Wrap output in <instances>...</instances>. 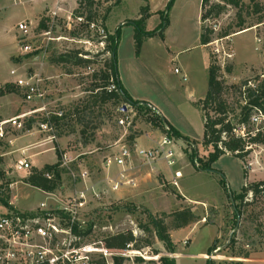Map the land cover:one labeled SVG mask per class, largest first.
<instances>
[{"label": "rangeland", "instance_id": "obj_1", "mask_svg": "<svg viewBox=\"0 0 264 264\" xmlns=\"http://www.w3.org/2000/svg\"><path fill=\"white\" fill-rule=\"evenodd\" d=\"M97 1L100 12L112 7L106 19V33L113 35L119 29L115 54L119 82L132 98L152 102L167 119L156 115L164 121L162 128L167 127L173 139L176 166L170 171L180 186H168L164 177L155 171L150 172L154 175V183L146 185L144 191L123 194L135 189L127 187L110 191L109 179L114 178L116 171L107 174L103 168L104 159L112 156L120 144H130V137L132 144L140 145L136 138L160 131L149 121L155 114L136 112L131 127L124 130L118 127L117 121L129 115L128 104L112 100L93 104L94 95L91 96L89 90L101 84L99 74L110 55L103 53L105 44L101 45L103 40L95 30L89 25L86 27L85 16L81 23L73 17L76 1L0 0V89L6 84L13 85L9 77L12 69L21 75H38L45 82L42 102H24L22 93L14 85L11 93L0 97V123L23 117L21 130L9 125L0 138V186H4L3 198L7 200L5 204L0 203V214L38 213L42 204L52 214L76 193L83 192L86 204L79 219L84 223L82 232L88 235L83 237L82 243H94L93 257L97 262H111L116 255L105 252L103 257V238L128 231L140 240L139 246L147 240L150 246L140 249L146 253L148 249L147 255L157 256V259L145 263L141 259L136 261L135 257L133 260L124 258L122 264H160L161 258L173 259L153 231L143 233L140 227L148 224V216L162 217V214L167 216L163 219L171 242L183 256L178 260L180 264H205L202 254H207L214 243L216 249L207 257L215 264H235L241 262L245 254L248 259H264V195H247L243 203L232 199L246 181L249 184L264 181V144L251 146L243 164L234 156L223 155L209 171H201L198 163L191 162L193 153L195 160H203L209 152V148L201 144L203 117L198 106L208 89L209 56L210 62L219 67L218 79L226 86L246 80L255 85L254 80L261 79L264 0H254V3L241 0L240 9L227 7L216 20L207 21L204 25L212 28L214 41H217L207 49L199 46L201 0H173L169 10L170 0H119L116 6V0ZM142 1L144 4L150 2L151 7L145 4L149 11L154 7L144 31L165 27V19L166 27L163 38L155 34L143 39L137 55L134 28L127 23L139 19ZM216 2L219 0H209V3ZM55 10L56 15L52 17ZM23 15H27L26 19L19 20ZM238 16L243 27H250L240 33H237ZM20 21L30 26L27 42L31 51L27 54H22L18 47L20 34L16 25ZM259 21L261 23L257 24ZM227 30L234 34L222 40L216 38ZM220 45L224 52L232 54L231 59L223 62L221 53L214 55ZM71 52H79V57L91 63L83 67L55 62L58 56ZM175 68L180 74L174 73ZM225 98L234 113H238L237 95L232 93ZM59 112H62V119L53 122V113ZM44 124L50 128L48 131L40 128ZM170 125L181 139L171 133ZM57 155L61 156L58 190L47 194L24 183L32 169L54 165ZM22 160L29 164V169L17 173L14 166ZM157 168L171 175L163 162L160 161ZM83 172L88 175L85 182L80 180ZM90 188H94L98 198L91 194ZM182 210H190L196 221L175 230L171 216ZM247 264L264 263L254 260Z\"/></svg>", "mask_w": 264, "mask_h": 264}, {"label": "trees", "instance_id": "obj_2", "mask_svg": "<svg viewBox=\"0 0 264 264\" xmlns=\"http://www.w3.org/2000/svg\"><path fill=\"white\" fill-rule=\"evenodd\" d=\"M77 3V8L73 12L74 18H82L84 17V21L86 27L88 24L95 23L98 24L103 31L105 32V39L103 41L104 49L103 53H108L110 56L107 61L104 63V70L99 74L101 84L95 85L89 90L91 96L94 95V102H102L106 103L108 101L114 102H122L124 104L136 105L137 102L132 101L124 89L122 88L116 73V48H117V40L119 29L115 30L113 35L107 34L105 29L106 19L112 9V7H106L102 12L98 11L99 2L97 0H75ZM254 3V0H251ZM119 0H116L114 5H118ZM173 4V0H170L167 6V10ZM113 5V6H114ZM257 4H255L256 8ZM227 7H235L240 9L241 0H219L216 3H209V0H201L200 4V34H199V46L209 47L214 39V32L211 27L205 26L204 24L209 20H216L221 14L226 11ZM257 9L258 6H257ZM256 9V10H257ZM84 10V12H83ZM260 11V10H258ZM257 11V12H258ZM149 17V8L147 6L140 7L139 10V19L132 20L127 24H130L134 28L133 35V43L135 47V53L138 55L143 39L154 36L155 34H159L161 38H163V32L166 27V19L164 20L165 27H160L159 30L153 32H145L144 24L145 20ZM238 28L237 33L243 32L250 27H243V22L240 20V16H238ZM259 21L257 24H260ZM43 27V25L41 24ZM234 34V32L223 31L219 33L216 38L224 39L229 35ZM79 52H71L69 54H64L58 56L56 59V63L59 65L72 63L73 66H87L91 63L90 60L83 59L78 56ZM209 56V67H208V80L207 92L202 100L198 102V106L202 112L203 117V133H202V141L201 144L204 147L209 148V152L205 159H197L195 160V154L193 153L191 162L195 164H199L200 168L198 170L201 171H209L211 165L215 163L221 156L223 155H231L241 160L242 164L249 156V150L247 147L253 145L264 144V133H258L254 137L249 140H242L240 138L235 137L233 134V129L236 125L239 124H247L249 116L251 114V109L254 107H260L264 105V53H262V74L261 79L256 78L254 82L255 85H252L248 80L243 81L239 84H233L231 86H226L223 81L218 79V71L219 67L210 62ZM226 72H229V69H226ZM112 82L115 85V91L111 93L106 92V88ZM252 85V86H251ZM14 86L11 84H6L3 88L0 89V97L11 93L13 91ZM236 94L238 97V113H234V110L231 108L227 99L225 98L229 94ZM142 109H140L141 111ZM77 111V109H75ZM144 111V109L142 110ZM145 113H150L148 110H145ZM233 114V117H229V115ZM62 119V118H61ZM149 120V119H148ZM53 122L60 121V118L52 117ZM150 124L159 130H163L162 124L164 121L161 120L160 117L154 116L151 120ZM170 128V127H169ZM171 133L177 138L181 139L182 137L176 132L174 129L170 128ZM167 136L170 137L169 132H167ZM130 144H132L133 138H129ZM61 156L57 155V162L54 165H44L41 169H32L30 174L23 180L26 185L31 188L40 190L44 193H51L58 190L61 186V177L59 170ZM197 164V165H198ZM194 165V164H193ZM48 175L50 179L46 177ZM244 175L247 177V173L244 170ZM4 186H0V203L5 204L7 202L6 198H3V189ZM256 197L258 195H264V181H259L257 183H247L243 185L239 193L232 195V199L234 201H239L243 203L245 196ZM164 217H167L165 214H162V217H151L148 216V224L140 225L141 231L143 233H150L153 231L155 237L160 241L165 250L172 254L174 251V246L171 242L170 235L168 233V229L164 222ZM173 217V229L179 230L187 227L188 225L194 223L196 221L193 214L190 210H182L179 212H175L172 214ZM151 227V229H150ZM90 230V229H88ZM88 235L87 233H82V236ZM103 247L105 250L110 251L112 253L124 252L129 249L131 246L132 250H141L140 248H146L150 246V243L147 240H144V244L139 246L140 240L135 238L131 232H123L114 235H109L103 238L102 240ZM231 243V241H230ZM216 243L212 244L208 250L207 255H210L212 251L216 249ZM244 259L248 258V255H243ZM136 261H139L137 259ZM113 264H122L123 258L118 256L112 257ZM98 264H105L104 261L97 262ZM160 264H175L174 260H166L165 258H161L159 260ZM205 264H215V262L211 259H207ZM225 264V263H223ZM237 264V263H235Z\"/></svg>", "mask_w": 264, "mask_h": 264}, {"label": "built area", "instance_id": "obj_3", "mask_svg": "<svg viewBox=\"0 0 264 264\" xmlns=\"http://www.w3.org/2000/svg\"><path fill=\"white\" fill-rule=\"evenodd\" d=\"M51 15L52 17L55 16L56 10ZM76 20L79 23L83 22L81 17L76 18ZM88 25L104 41L105 32L103 29L95 23ZM16 28L20 34L18 41L19 50L22 54H27L31 51V47L27 42L30 26L25 21H22L16 25ZM46 35H49V32ZM256 41L260 42L259 39ZM216 42L214 41L213 43ZM224 51V47L220 45V49L214 50L213 53L214 55L221 53L220 59L225 62L226 59L232 58V54ZM174 73L180 74V71L175 68ZM9 75L12 78L13 85L22 93L24 102H42L45 99V82L40 76L21 75L16 69H12ZM182 79L185 80V76ZM112 91H115V85L110 82L106 88V92L111 93ZM127 107L129 108V115L123 114L124 116L117 121L118 127L124 130L131 127L133 117L140 109H144V112L148 110L150 113L159 116L157 110L149 103L128 104ZM46 115L48 116V113ZM53 115L61 118L62 112L53 113ZM22 118L19 116L13 120L0 123V138L4 135L5 127L9 125L12 128L21 130L23 128L21 123ZM40 128L47 131L50 129L46 124L40 125ZM159 131V138L151 147L143 148L135 144L122 143L117 147L116 152L112 156L104 159L103 168L106 173L110 174L111 171H116L114 178L109 179V189L111 192L121 190L123 187H136L135 181L128 177L129 172L134 169L133 165L135 161H140L146 166H151V171L154 170L152 165L160 161L168 169L176 166L173 139L167 136L168 128L164 127L163 130ZM258 133H264V105L252 108L247 124L236 125L233 129L235 137L244 141L249 140ZM250 148L251 146L247 147V149ZM28 169L29 164L24 160L17 161L14 166V171L17 173L26 172ZM46 177L50 179L48 175ZM87 177L88 175L85 172L80 174V180L82 179V181L86 180ZM177 181L173 175L170 184L177 188ZM90 191L95 198L99 197L94 188H90ZM85 204L86 196L83 192H80V194L76 193L75 196L68 199L64 207L51 212L52 214L47 212L48 210L43 204L40 206L38 213L20 214L11 212L0 214V264H98L93 257L95 253L93 250L94 243H82V225L84 223L80 221L79 213ZM148 251L147 249V253ZM105 252L113 254L110 251L104 250V254H102L104 258ZM147 253L143 252L142 249L131 250V246H129V249L124 251V253L119 252L114 254L123 259L133 260L135 257L145 263L157 259V256H148ZM105 264H113V262L106 261Z\"/></svg>", "mask_w": 264, "mask_h": 264}, {"label": "crops", "instance_id": "obj_4", "mask_svg": "<svg viewBox=\"0 0 264 264\" xmlns=\"http://www.w3.org/2000/svg\"><path fill=\"white\" fill-rule=\"evenodd\" d=\"M143 2V1H142ZM174 2H175V0H174ZM143 4H144V2H143ZM145 4H146V2H145ZM145 4L144 5H142L141 7H144L145 6ZM146 5H149L150 6V2H147V4ZM151 7V6H150ZM153 9H154V7H153ZM153 9H151L150 11H149V17L145 20V22H148V19L152 16V14H153V12H154V10ZM24 17L23 18H21V19H19V20H22V19H26V17L25 16H27V15H23ZM18 20V21H19ZM20 22H22V21H20ZM20 22H18V23H20ZM17 23V24H18ZM105 29H107L106 28V22H105ZM107 32H108V30H107ZM109 33V32H108ZM110 34V33H109ZM201 47V46H200ZM203 49H206L205 47H202ZM207 67H209V62H208V66ZM182 69L184 70V71H186L187 72V70H186V66H183L182 65ZM208 69V68H207ZM9 73H10V71H9ZM9 77H10V75H9ZM121 84V83H120ZM122 86V85H121ZM122 88L124 89V91L126 92V94L128 95V97L132 100V101H137V102H143V101H145V102H147V103H149V104H151L154 108H156L153 104H152V102H150V101H148V100H142V99H134V98H132L131 96H130V94L125 90V88L122 86ZM158 112H159V110H157ZM159 114V116L160 117H162V118H164V119H166L165 118V116L164 115H162V113H158ZM167 120V119H166ZM168 122V121H167ZM169 123V122H168ZM170 124V123H169ZM172 128H174L172 125H170ZM175 129V128H174ZM176 130V129H175ZM177 131V130H176ZM178 132V131H177ZM159 132L158 131H153L152 132V135L151 134H144V135H142V136H140V137H138V138H136L135 139V141L138 143L139 142V144L142 146V147H151L153 144H154V142L159 138ZM134 142V141H133ZM134 144V143H133ZM140 145H138V146H140ZM31 158V156L29 157V159ZM158 163H160V162H156L155 164H153L152 165V167L154 168V170H150V168H151V166H146L144 163H142V162H140V161H135L134 162V165H133V167H134V169H133V171H131V172H129V174H128V177L129 178H131V179H133L134 181H135V183H136V187H135V189L134 190H128V191H125L123 194H131V193H134L135 191H144L145 189H146V185H148V184H150V185H152V183H154V180H152L153 178H154V175H152L151 173H153V172H158L161 176H163L164 177V179H165V181H166V183H167V185L168 186H170V187H173L171 184H170V182H171V179H172V177H173V175H172V172L170 171V170H172L173 168H171V169H169V172L171 173V175H167L165 172H164V170H162L161 168H157V164ZM43 166V165H42ZM41 166V167H42ZM151 172V173H150ZM158 179H160V176H158ZM177 186L179 187L180 186V183H179V181H177ZM174 189V188H173ZM178 190V189H177ZM192 230V229H191ZM176 232H178V231H176ZM185 237H187V235H184ZM171 239H172V237H171ZM186 240V238L184 239V241ZM188 241V240H187ZM182 255V254H181ZM181 255H179V253L177 252V250H176V246H175V244H174V251H173V253H172V257H173V260H174V262H175V264H180L179 262H178V260H179V258L180 257H183V256H181ZM202 259H203V261H205L206 262V260L208 259V257H207V254L205 253V254H202ZM260 261V262H262V263H264V259H262V260H259V259H252V258H250V259H243L241 262H236L237 264H247V263H249L250 261Z\"/></svg>", "mask_w": 264, "mask_h": 264}]
</instances>
